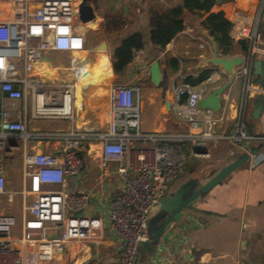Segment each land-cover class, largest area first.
<instances>
[{
	"label": "built area",
	"instance_id": "2783aa9c",
	"mask_svg": "<svg viewBox=\"0 0 264 264\" xmlns=\"http://www.w3.org/2000/svg\"><path fill=\"white\" fill-rule=\"evenodd\" d=\"M81 2L26 0L21 17L0 19V195L8 192V158L19 153L24 174L20 193L24 199H31L24 207L20 237L14 235L16 216L0 212V264H29L31 255L39 261H48L64 253L73 241L99 239L101 220L80 217L94 193L75 189L93 143L99 145L97 160L102 176H117L121 182L120 189L110 197L107 210L110 232L121 241L119 262L138 264L139 246L151 239L152 212L183 173L190 157L210 156L211 148L220 140H229L242 150L246 141L264 140V136L250 135L245 130L244 106L238 114L235 132L222 134L215 130L223 119L215 116L220 111L199 106L210 93L207 84L212 81L211 75L200 87L186 82L184 77L173 89V109L180 122L186 124V130H145L141 88L135 84L111 86L107 129L77 127L74 80L65 76L47 79L35 67L37 63L50 62L52 51L78 53L84 49L85 41L72 25L74 19H79ZM31 3H34L32 7ZM263 13L264 0H261L252 22L239 25L231 35L233 39L246 40L249 45L243 55L245 63L236 69V76L246 79L245 97L253 89L251 64L254 59H264V33L260 31ZM138 56L139 50L135 49L133 60ZM85 58L81 61L70 58L74 79L86 71L85 64L89 62ZM258 86L256 92L264 93V87ZM20 100H23L21 107L8 104ZM28 111L33 119H69L71 124L67 129L30 130ZM47 143L55 144L56 151H37L38 145ZM194 149L201 151L195 153ZM69 184L75 188H69ZM249 226L248 222L242 223L243 234ZM84 264L100 262L94 259ZM147 264H176V253L170 252L165 260Z\"/></svg>",
	"mask_w": 264,
	"mask_h": 264
},
{
	"label": "crops",
	"instance_id": "0c3cea01",
	"mask_svg": "<svg viewBox=\"0 0 264 264\" xmlns=\"http://www.w3.org/2000/svg\"><path fill=\"white\" fill-rule=\"evenodd\" d=\"M260 1L224 0L221 3L217 1L210 13L223 11L233 23L232 35L234 29L237 30L239 25L252 22ZM89 2L94 8L96 18L87 23H83L79 19H74L72 22L74 31L81 35L85 41L84 49L78 53L52 51L49 53L50 62L37 63L35 67V71L41 76H43L42 72L47 70L54 77L65 76L67 80L75 82L69 68L72 65L70 58L75 57L77 61H81L85 57L89 58L93 62L86 64L91 69L101 65L102 72L97 69L93 75H88V73L84 75L87 84L84 85L85 88H78L75 84V125L82 129H107L110 118L107 96H109L111 86L116 84L140 86L144 83V94L141 90L142 109L145 114L142 118L143 128L148 131L186 130V124L180 122L173 109V89L184 77L197 76L204 69L211 70L210 75L213 76L210 83L214 82V84L209 87L210 92L229 79L221 67L202 65L203 61L213 56V47L209 40L211 35L202 25L209 13L184 8V29L176 34L163 49H160L151 41L152 27L158 16L170 8L182 5L184 0H89ZM25 4L26 0H0V19L21 17ZM33 5L34 3H31L30 7ZM117 13L121 14L120 17L117 16ZM135 31H141L144 34L146 48L139 50L138 58L136 61L130 62L123 75L116 74L113 68L112 52L126 36ZM88 32H92L99 38L90 50L88 48ZM102 42L106 43L105 49H100ZM219 53L221 54L220 50ZM246 53H235L234 55H245ZM59 55L68 56L69 61L66 63L59 61ZM173 58L177 59L178 68H174L171 63ZM155 60L160 62L162 71V80L159 85H155L151 81L150 67ZM106 62L110 63L109 67L105 66ZM60 69H64L63 73L60 72ZM139 71L142 73L140 78L137 76ZM68 74L69 76H67ZM120 76L121 79H119ZM253 78L255 79L253 80L255 83L252 82L253 89L246 97L244 94L246 79L242 76L236 77L234 84L223 94L221 110L215 114L216 117L223 116V119L215 126L218 133L235 132V125L239 120L238 114L240 115L244 106L245 130L250 135L264 136V111L258 119H254L251 115L252 101L257 95L256 89L259 87L257 77L252 76L251 79ZM139 79L143 82L140 83ZM166 91L169 93L166 94ZM103 95L106 97V101L102 106L100 98ZM167 99L170 100V108L166 105ZM246 100H251L250 108L247 111ZM14 103L9 102L8 104L12 107L15 105L13 108L21 107L23 100ZM246 113L249 117L247 125L245 123ZM30 116V111H28L27 122L30 130L67 129L71 124L69 119L37 120ZM93 144L90 145V155L85 157V169L78 188H75L73 184H69V188L93 191L94 197L80 217L84 220L89 218L101 220L98 242L73 241L64 253L56 254L51 260L39 261L31 255L29 264H84L94 259H97L100 264H120L121 241L110 232L107 210L109 199L120 189L121 182L117 176L106 178L102 176L97 160L99 146L93 147ZM243 146L245 150L240 149L229 140H220L211 148L210 156L205 158L213 160L212 169L214 170L233 161L244 152L250 154V159L183 210L176 217L175 222L164 231L159 244L153 245L151 254L141 256L140 250L138 264H147L153 260H165L169 257L170 252L176 253V264H264V140L246 141ZM56 147L55 144L50 143L40 144L37 151L55 152ZM17 154L19 153H14L12 157L8 158V167L14 165V162L9 161H14L16 157L17 167L22 169V159L21 156H16ZM199 157L192 156L190 159ZM262 158L263 160H261ZM8 167L7 179L9 177ZM195 178L187 179L182 185ZM22 189L18 192H7L0 195V212H11L17 218V226L14 230L16 237L21 236L24 225V207L28 204V199L29 203L31 201L30 198L24 199L20 193ZM7 194L10 195V198L7 201L1 200ZM18 195L22 197L20 205L16 201ZM157 211L158 208L152 212V216ZM238 217V225L229 223L231 220V222H236ZM243 222H248L250 225L245 234L242 233ZM260 238L263 239L262 242L259 241ZM252 243L253 249L262 247V255L254 253L252 258ZM30 250L33 253L34 245H30Z\"/></svg>",
	"mask_w": 264,
	"mask_h": 264
},
{
	"label": "water",
	"instance_id": "95a60500",
	"mask_svg": "<svg viewBox=\"0 0 264 264\" xmlns=\"http://www.w3.org/2000/svg\"><path fill=\"white\" fill-rule=\"evenodd\" d=\"M222 1L224 0H218V3H221ZM95 18L96 13L89 0H82L79 6V19L83 23H87ZM262 29L264 31V23L262 24ZM209 40L213 47V56L203 61L202 65L221 67L228 74L229 79L204 97L200 101L199 106L201 109H210L213 112H218L221 109L222 96L236 81V69L245 63V58L241 54L223 56L219 53L218 45L214 38L209 36ZM105 48L106 43L102 42L100 49ZM84 60L85 62H89V64L93 62L87 57ZM150 72L151 81L155 85H159L162 80V71L158 60H155L152 63ZM84 74H86V71L83 75ZM250 74L251 76L257 77L258 83L264 87V59L257 58L253 60L250 67ZM168 93L169 92L166 91V94ZM247 101L248 100H246V103ZM166 105L170 108V100L167 99ZM252 105V117L254 119L260 118L264 111V93H257L252 101ZM200 151L201 150L194 149L195 153H199ZM204 152H206V150H204ZM249 159L250 154L248 152H244L233 161H230L213 170L208 176L192 179L171 193L165 195L161 200L158 211L150 218L149 231L152 234V237L149 242L152 245H158L166 228L183 210L188 208L194 200L202 195H205L216 185L220 184L227 176H229L237 168L243 166ZM149 242H144L142 244L145 245Z\"/></svg>",
	"mask_w": 264,
	"mask_h": 264
},
{
	"label": "trees",
	"instance_id": "16d2710c",
	"mask_svg": "<svg viewBox=\"0 0 264 264\" xmlns=\"http://www.w3.org/2000/svg\"><path fill=\"white\" fill-rule=\"evenodd\" d=\"M218 0H184L182 5L168 9L157 17L151 33V41L163 49L180 31L184 29V8L200 10L209 15L202 25L217 42L218 49L223 56H234L235 53H246L249 45L246 40L235 41L231 36L233 23L225 16L223 11L211 12ZM244 1V0H242ZM146 48L145 36L141 31H135L126 36L113 50V68L116 74L123 75L126 67L133 60L134 50ZM174 68H178L177 59H171ZM211 74V70L204 69L197 76L189 75L185 81L196 86L203 83Z\"/></svg>",
	"mask_w": 264,
	"mask_h": 264
},
{
	"label": "rangeland",
	"instance_id": "374dc122",
	"mask_svg": "<svg viewBox=\"0 0 264 264\" xmlns=\"http://www.w3.org/2000/svg\"><path fill=\"white\" fill-rule=\"evenodd\" d=\"M116 1H118V0H116ZM120 15L121 14H118L117 16L120 17ZM263 23H264V13H263L261 27H260V31L262 33H264V31L262 29V24ZM87 38H88V41H89L88 48L90 50L92 48V46L94 45V43H96L97 39H99V38L96 35H94L92 32H88ZM59 61H61L63 63H66V62L69 61V58L66 55H59ZM137 76H138V78H140L142 76V73L140 71L137 72ZM112 77H113V75H112ZM119 79H121V76H120ZM253 80H255L254 78L251 79V81L253 83H255V81H253ZM139 82L142 83L143 81L141 79H139ZM211 83H208L207 87H211L214 84V82L212 84ZM144 85H145L144 83H142L140 85L143 94H144V87H143ZM104 95L102 96V98H100V104H102V106H103V104L106 101V97ZM107 101H108V96H107ZM237 101H239V99H237ZM250 105H251V100H248L247 101V105H246V111L250 108ZM144 116H145V114L142 111V118ZM248 119H249V117L247 116V113H246L245 114V123H246V125H247ZM16 156H20V154H17ZM11 159H14V158H11ZM9 162H11V163L14 162V165H12V166L9 165V167H8L9 177L7 179V190H8V192H18V191L21 190V188H23L22 186H23L24 174H23L22 169L17 167L16 157H15L14 161L11 160ZM212 164H213V160L212 159H206L205 157H199V158H195V159H192V160L190 159L188 161V163L186 164L183 173L177 179H175L173 181V183L170 185V188L168 190V194L171 193L172 191H174L175 189H177L178 187H180L182 185V183L184 181H186L187 179L189 180V179L195 178V177L198 178V177H202V176H208L214 170V169H212V167H213ZM217 168H215V169H217ZM9 198H10V195L7 194L4 197H2L1 200H6L7 201ZM21 200H22L21 196H19V195L16 196V201L19 203V205H20ZM27 203L29 204V199H28ZM238 220H239V217H238L236 222H231L232 220L230 222L229 221L228 222L232 223V225H238L239 224ZM174 222L175 221H172L167 228H169ZM151 237H152V234L150 233V238ZM259 241L262 242L263 239L260 238ZM251 247H252L251 248L252 249L251 250V252H252L251 254H253V255H251L252 258L254 256V253L262 255V250H261L262 247H258L257 249H253V243H252ZM140 250H141V253H142L141 256H148V254H151V252L153 251V245L150 242L145 244V245L141 244L139 246V251Z\"/></svg>",
	"mask_w": 264,
	"mask_h": 264
},
{
	"label": "bare ground",
	"instance_id": "6f19581e",
	"mask_svg": "<svg viewBox=\"0 0 264 264\" xmlns=\"http://www.w3.org/2000/svg\"><path fill=\"white\" fill-rule=\"evenodd\" d=\"M86 66V74L88 73V75H93L96 71H97V69H100V71L102 70L101 69V65H99L97 68H94V69H91V68H89V65H87V64H85ZM105 66L106 67H109L110 66V63L109 62H106L105 63ZM63 71H64V69H60V72L61 73H63ZM99 72V71H98ZM102 72V71H101ZM42 74H43V76L45 77V78H47V79H50L51 77H53L47 70H45V71H43L42 72ZM57 74H58V72H57ZM86 74H84V75H86ZM59 75V74H58ZM72 75V74H71ZM84 75H82L81 77H77L76 79H75V84H76V86L78 87V88H85L84 87V85L86 84V80H84V79H86L85 78V76ZM67 76H69V74L67 75ZM90 77V76H89ZM89 80L91 79V78H88ZM95 79V78H94ZM91 82H92V80H91ZM94 82V81H93ZM87 85V84H86ZM89 86H90V84H89ZM97 86V85H96ZM87 95V94H86ZM234 112V111H233ZM99 146L98 144H93V147L94 146Z\"/></svg>",
	"mask_w": 264,
	"mask_h": 264
}]
</instances>
